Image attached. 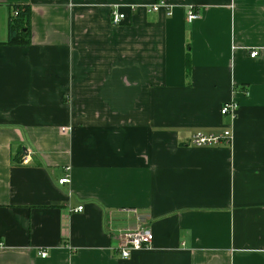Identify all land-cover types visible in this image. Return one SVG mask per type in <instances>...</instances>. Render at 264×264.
I'll return each mask as SVG.
<instances>
[{"label": "crops", "instance_id": "crops-1", "mask_svg": "<svg viewBox=\"0 0 264 264\" xmlns=\"http://www.w3.org/2000/svg\"><path fill=\"white\" fill-rule=\"evenodd\" d=\"M0 264H264V0H0Z\"/></svg>", "mask_w": 264, "mask_h": 264}, {"label": "built area", "instance_id": "built-area-1", "mask_svg": "<svg viewBox=\"0 0 264 264\" xmlns=\"http://www.w3.org/2000/svg\"><path fill=\"white\" fill-rule=\"evenodd\" d=\"M118 6H115L114 9H112L110 14V22L112 25H120L126 18L125 13L120 12ZM160 9H165L166 15H171L172 13V7L168 5L165 2H157L155 4H152L148 6V11H154L157 12ZM12 16L15 17L18 14V9H14L11 12ZM200 17L199 13L195 10L194 7H189L186 12V20L188 22H193L197 20ZM258 55V51L252 50L249 53L250 57H256ZM238 109V103L234 101L233 99H230L229 101H226L222 104L220 108L221 115L229 116L231 120L233 121L236 117V112ZM232 140V133L229 129L223 131L222 133L215 134V133H203V132H197L191 136V138L188 141L189 145L195 146V147H204V146H216L219 145L221 142L224 143H230ZM67 170H69L67 168ZM70 181L69 174H65L63 177H61L58 182L60 184L68 183ZM83 206H78L72 211H82ZM125 212H132L136 214L135 209H121ZM114 235L115 239L118 241V246L116 247V251L119 253L122 259H128L131 254L134 251H139L143 249H149L152 247V231L149 226L146 224H138L133 229H117L115 230ZM41 257H46L47 252L44 250H41L39 252Z\"/></svg>", "mask_w": 264, "mask_h": 264}, {"label": "trees", "instance_id": "trees-1", "mask_svg": "<svg viewBox=\"0 0 264 264\" xmlns=\"http://www.w3.org/2000/svg\"><path fill=\"white\" fill-rule=\"evenodd\" d=\"M18 9L17 16L10 14L8 22L7 44L27 45L30 42V7L26 4H15L12 8ZM11 11V12H12ZM190 59L186 58V67L189 68Z\"/></svg>", "mask_w": 264, "mask_h": 264}]
</instances>
